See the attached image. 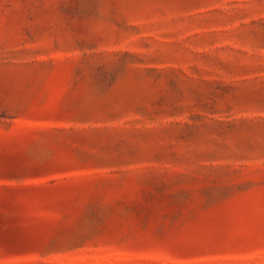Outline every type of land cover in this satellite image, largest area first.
I'll return each instance as SVG.
<instances>
[{
	"label": "rangeland",
	"instance_id": "1",
	"mask_svg": "<svg viewBox=\"0 0 264 264\" xmlns=\"http://www.w3.org/2000/svg\"><path fill=\"white\" fill-rule=\"evenodd\" d=\"M0 264H264V0H0Z\"/></svg>",
	"mask_w": 264,
	"mask_h": 264
}]
</instances>
